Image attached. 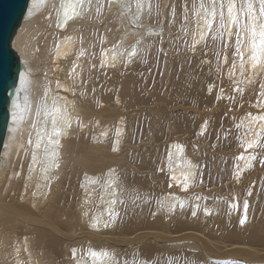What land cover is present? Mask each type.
I'll list each match as a JSON object with an SVG mask.
<instances>
[{
  "label": "bare ground",
  "instance_id": "obj_1",
  "mask_svg": "<svg viewBox=\"0 0 264 264\" xmlns=\"http://www.w3.org/2000/svg\"><path fill=\"white\" fill-rule=\"evenodd\" d=\"M101 2L104 7L99 17L93 10L91 17L76 18L60 29L56 27L51 0H32L14 39L25 66L19 94L17 90L12 103V118L18 111L15 105L22 107L25 96L34 102L49 82L53 89L56 80L68 87L74 63L87 82V96L74 97L60 91L69 109L75 103V110L71 112L73 127L61 138L58 149L59 169L42 171L43 149L37 150L35 164L30 155L21 152L31 121L24 120L13 131L12 119L0 161V264H94L89 249L114 250L121 262L148 258L167 264L171 257L174 264H190L193 260L202 264H264V165L254 162L252 168L244 169L239 180L233 175L237 157L245 152L235 124L248 111H257L251 106L255 94L246 92L243 102L234 107L226 99L217 101L215 93L219 88H224L225 97L230 92L227 67L224 76L218 78L211 53L204 56L198 52L195 57L190 53L175 55L168 33L171 31L172 37L179 33L167 26L163 45L157 39L156 47L144 53L145 62L128 67L118 64L104 70L97 67L89 72L90 63L98 64L90 54L99 55L101 38L105 48L121 40L133 43V31L144 32L154 23L157 4L160 19L170 18L171 5L175 4L179 20L183 0H151L152 18L145 9L144 28L135 30L128 23L131 14L119 9L117 0L111 4L108 0ZM120 2H130L131 13L136 12V0ZM158 47L164 48L167 57L157 53ZM82 49L85 55L79 56ZM201 59L212 60L211 68L208 64L201 66ZM23 81H28L27 85ZM209 84L216 86L212 94L207 91ZM25 87L27 91L23 90ZM229 107L231 111L225 116ZM77 115L84 123L91 122L90 127L77 129ZM205 119L210 122L209 130L204 136H197ZM221 125L231 132L227 138L221 134L217 140ZM117 127H123L125 133L120 150L113 152ZM105 130L108 138L100 137ZM92 136L97 139L93 141ZM174 143L184 144V156L199 163L203 171V182L188 193L174 182L169 187L167 153ZM239 163L244 168L245 162ZM182 164V159L173 161L177 176L186 171ZM161 167L163 172L158 170ZM109 168L119 170L129 195L125 205L115 206L119 212L115 225L97 231L89 223L94 216L107 218L111 196L102 183L88 184L86 178L101 176ZM249 188L251 196L247 195ZM137 191L149 203L134 207L132 199ZM169 193L181 197L202 195L206 199L200 203H206L212 214L206 216L200 211L192 217L190 206L171 215L158 211L150 197ZM245 199L249 202L248 222L241 227L239 218ZM237 200L240 208H230ZM172 202L169 199L168 203ZM151 212H156L153 219ZM73 248L77 249L75 259L71 255Z\"/></svg>",
  "mask_w": 264,
  "mask_h": 264
},
{
  "label": "snow or ice",
  "instance_id": "obj_2",
  "mask_svg": "<svg viewBox=\"0 0 264 264\" xmlns=\"http://www.w3.org/2000/svg\"><path fill=\"white\" fill-rule=\"evenodd\" d=\"M43 3V0H40ZM111 4L112 0H108ZM118 8L131 14V19L128 21L132 29L144 28L143 19L145 9L148 17L152 18L153 4L151 0H136V12L131 13V3H122L117 0ZM50 7L55 14L56 27L66 28L69 21L76 18L91 17L95 10L97 17L102 12L104 4L101 0H51ZM156 19L153 24L149 25L144 32L131 33L134 42L126 43V40L118 41L112 44L111 48L103 47L105 40L100 39V52L97 55L91 53V59L98 60L97 63H90L89 72L99 67L100 70L106 68H115L117 65L128 67L136 62H145L144 53L150 52L156 47L155 41L159 39L160 45L164 43L165 26L169 29L176 28L179 35L172 37L171 31L168 35L171 37L169 45L173 53L177 56L183 53H190L193 57L197 56L198 52H202L204 56L211 53L215 62V69L218 78L224 76V69L227 67V78L231 82L230 92L225 97L224 88H219L215 93L217 101L227 100L229 105L234 107L237 103H242L246 92L255 94V103L251 106L257 111L253 113L248 111L246 116L240 118L239 123L235 124V128L240 130V135L237 137L240 140L241 147L245 152L237 157L235 171L233 175L239 180L244 169L252 168L254 162H259L264 165V0H199L197 5L196 0H183L181 5L180 18H177V8L175 4L171 5L170 18L165 16L160 19L159 8L156 5ZM51 15V13H50ZM166 21V23H165ZM103 23V21H101ZM127 36V34H126ZM151 40L153 43L146 44ZM181 43L183 47L181 48ZM59 47V45H57ZM157 53H163L167 57V52L163 47L157 48ZM85 51L82 49L79 56H84ZM159 58V56H157ZM212 60H200L201 66L208 64L211 68ZM77 65L74 63L69 73V79L72 83L68 87H63L59 80L55 81V89L52 88L51 82L46 85L42 95L34 102L30 101L25 96L23 106L15 105L18 109L13 114V123L15 125L13 131L21 127L24 120H30L31 131L28 133L26 145L21 146V152L25 156H31L33 164L37 162V150L43 149L45 158L41 163L44 164L42 171L48 172L51 169H59L61 138L66 136L73 127V118L71 112L75 110V103L69 109L66 103V97L60 95L63 90L66 93H71L74 97L80 95L87 96V82L85 81L82 71H76ZM27 85L28 81H23ZM214 84L208 85V93H213ZM258 88V91H257ZM79 89V92L77 91ZM27 91L25 87L23 89ZM18 90V94H19ZM93 94L95 88L92 89ZM118 102V98H117ZM97 106L100 107L99 101L96 100ZM229 110L224 113L229 114ZM34 117V118H33ZM236 118L233 117V120ZM99 121L95 124L99 126ZM77 129L84 130L90 127L91 122L84 123L79 115L75 118ZM210 122L205 119L200 126V130L196 133L197 136H204L209 130ZM33 132L35 135L33 136ZM231 129L225 128L223 125L217 131V140L227 138ZM123 127L115 128V139L112 142L111 150L117 152L120 150L121 137L124 135ZM107 130L100 133V137L108 138ZM248 137H251L250 139ZM95 141L97 137L92 136ZM195 148L196 146L193 145ZM215 147V145H213ZM257 149L260 151L257 152ZM248 150H251L250 152ZM185 145L174 143L169 146L167 153V168L171 173L169 187H172L174 182L181 186L183 192L188 193L189 189L203 182V171L199 163L193 162L184 156ZM183 160L182 167L186 171H182L180 176L175 174L173 170V161ZM240 161H244V168H241ZM163 172V167L158 169ZM32 171V164L29 165V174ZM19 175V173L17 174ZM48 179V176H45ZM88 184H101L105 191L111 196L110 206L107 210V218L102 215L91 218L89 227L93 230L108 229L115 225L119 216V212L115 206L119 203L125 205L128 197V191L123 185L120 172L116 168H109L106 173L98 177H87ZM82 187L84 185H81ZM50 192V189H49ZM248 196L252 195V189L249 188ZM157 204L158 211L163 210L167 214H175L177 209L183 211L186 207H191L192 217H196L198 212L202 211L204 215L210 216L212 209L206 203L201 204L200 201L206 198L199 194H191L187 197H181L174 193L160 198L150 197ZM169 199L173 201L168 203ZM191 201H194L190 203ZM139 202V203H137ZM134 207H139L142 204L149 203V199L144 198L138 191L135 192L132 199ZM230 208L239 209L240 202L230 204ZM249 202L247 199L243 202V212L239 218V224L243 227L248 222ZM87 215V214H86ZM155 216L156 212H151ZM88 254L93 258L94 264H159L158 261H153L148 258L133 259L131 261L125 259L122 262L117 259V253L108 249H89ZM72 258L75 259L77 249H71ZM79 264V262H77ZM167 264H174L170 257ZM190 264H202L199 261H190Z\"/></svg>",
  "mask_w": 264,
  "mask_h": 264
},
{
  "label": "water",
  "instance_id": "obj_3",
  "mask_svg": "<svg viewBox=\"0 0 264 264\" xmlns=\"http://www.w3.org/2000/svg\"><path fill=\"white\" fill-rule=\"evenodd\" d=\"M32 0H0V161L12 122V103L25 66L14 39Z\"/></svg>",
  "mask_w": 264,
  "mask_h": 264
},
{
  "label": "rangeland",
  "instance_id": "obj_4",
  "mask_svg": "<svg viewBox=\"0 0 264 264\" xmlns=\"http://www.w3.org/2000/svg\"><path fill=\"white\" fill-rule=\"evenodd\" d=\"M158 67H159V66H158ZM156 69H158V68H156ZM153 217H154V216H152L151 219H153Z\"/></svg>",
  "mask_w": 264,
  "mask_h": 264
}]
</instances>
